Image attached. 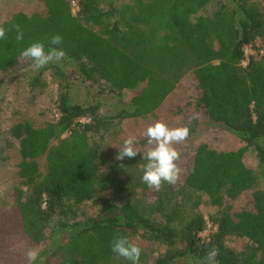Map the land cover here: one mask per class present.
<instances>
[{"label":"trees","instance_id":"trees-1","mask_svg":"<svg viewBox=\"0 0 264 264\" xmlns=\"http://www.w3.org/2000/svg\"><path fill=\"white\" fill-rule=\"evenodd\" d=\"M36 1L42 12H16L0 23L24 31L20 43L14 31L0 40V75L33 73L21 50L33 41H44L47 50L48 38L61 35L65 57L28 78L32 90L56 83L59 116L9 130L20 183L12 204L0 205V264H24L25 248L43 245L54 226L35 264H130L110 249L116 233L140 248H160L155 255L141 250L140 264H204L213 245L219 264H264V0H78L75 14L72 0ZM244 48L252 54L242 66ZM187 75L190 92L176 98ZM77 84L85 92L79 103L72 100ZM126 92L132 97L123 103ZM105 97L121 103L115 113L103 112ZM161 107L169 111L164 123L190 131L175 145L179 180L155 190L142 182L141 154L118 161L107 144L124 121ZM200 115L242 147L192 144L203 131ZM249 150L254 169L245 160ZM202 196L219 210L208 241L199 237L206 225L197 211ZM86 202L99 204L97 215L70 222L72 208ZM61 232L69 233L65 241L56 240Z\"/></svg>","mask_w":264,"mask_h":264},{"label":"rangeland","instance_id":"rangeland-1","mask_svg":"<svg viewBox=\"0 0 264 264\" xmlns=\"http://www.w3.org/2000/svg\"><path fill=\"white\" fill-rule=\"evenodd\" d=\"M77 0H72L76 3ZM224 1V0H222ZM215 4L207 7L200 14L206 15L210 13L212 7ZM42 5L36 0H0V23L9 18L12 14L16 12H21L26 15H31L33 13L42 12ZM72 13H76L74 7H72ZM252 52L248 48H244L245 60L251 55ZM264 55V52H261ZM243 60V61H245ZM37 70L33 73L20 72L18 75H0V205L9 207L12 204L11 193L14 187L18 186L20 180L16 176V165L19 161V157L16 148L12 145L9 140V130L10 128L19 123L29 121L35 127H41L44 124L57 119L58 112L55 108V97H56V83L54 81H49V87L41 90H32L28 78L31 75H35ZM191 75H187L185 79L180 84L178 88L176 98L181 96V93H189L192 80ZM73 92L72 100L76 103L82 102L85 97V92L77 84ZM132 97L131 92H126L123 94V103H127ZM102 110L104 113L113 114L121 106L116 99L105 97L102 98ZM120 104V106H119ZM163 107L159 109L158 112L134 120L124 121L118 128L114 137H112L107 144V152L112 158L115 157L118 147L121 145L122 141L131 133L136 135L137 143L136 147L141 151L145 150L146 138L142 135L144 129L156 120L167 119V113ZM172 113V112H170ZM189 118V116H187ZM199 118L203 120L204 127L203 131H200L196 140L192 144L206 143L211 148L219 151H230L242 147V144L234 136L225 131H219L216 128H212L208 125L207 120L203 115ZM185 152V151H184ZM246 163L253 169L256 167V157L252 150H249L245 155ZM39 171L41 174L45 172L46 163L44 158L38 160ZM259 184V187H262ZM248 196L239 200L236 204L237 207H242L246 204ZM100 206L98 203L86 202L80 206H74L72 208V213L68 214V219L70 222L77 221L83 222L97 215ZM198 213L205 220V231L207 233L211 232L212 217L216 216L219 212L218 208L212 206L205 196H202L201 203L197 209ZM210 226V228H209ZM53 229L48 231V237L45 243L41 246L35 247L39 249V254L46 251L53 238ZM53 230V231H52ZM203 230V231H204ZM211 234V233H210ZM57 241H65L66 237L69 235L68 232H61L59 234ZM228 246L238 249L241 245L238 241L228 240ZM141 250L145 251L147 255H155L160 251V248L155 247L150 244H142ZM29 247L25 248V251ZM24 251V253H25ZM24 264H29V261L25 257Z\"/></svg>","mask_w":264,"mask_h":264},{"label":"clouds","instance_id":"clouds-1","mask_svg":"<svg viewBox=\"0 0 264 264\" xmlns=\"http://www.w3.org/2000/svg\"><path fill=\"white\" fill-rule=\"evenodd\" d=\"M15 32V40L20 43L24 40V31L20 24H12L9 28L0 25V40L7 38V33ZM50 47L45 49L44 41H33L24 47L20 55L27 61H30V67L34 70L45 68L50 63H59L66 55L63 48V37L59 34L48 38ZM188 126L169 127L162 120H156L150 123L142 132L146 138V148L140 151L136 147L137 137L129 134L118 147L115 160L123 161L125 158H135L141 154L145 163L141 167L142 182L149 189L160 190L164 183L175 184L179 178L181 169L177 165L180 160V152L175 145L185 141L189 136ZM121 168L125 166L120 165ZM111 251L117 256L130 262V264H140L141 249L132 242L127 236L119 233L114 234L110 242ZM29 264H35L39 257V249L29 247L24 253ZM219 249L213 245L205 253L204 264H219L217 256Z\"/></svg>","mask_w":264,"mask_h":264},{"label":"built area","instance_id":"built-area-1","mask_svg":"<svg viewBox=\"0 0 264 264\" xmlns=\"http://www.w3.org/2000/svg\"><path fill=\"white\" fill-rule=\"evenodd\" d=\"M77 1H78V0H77ZM77 1H76V3H73V2L71 1V7H74L75 10H76V12L78 11ZM73 14H75V13H73ZM247 62H248V60H247V58H246L245 61H242L241 65H242V66H245V65L247 64ZM57 118H58V117H57ZM80 122H81V123H88L89 120H88V119H81ZM209 228H210V226H209ZM204 229H205V228H204ZM204 229H203V230H204ZM203 230L199 233V237L202 238V239H204V240H206V241H208V238H209L210 233H213V232L216 231V226L213 225V227H211V232H210V233H207L205 230H204V231H203Z\"/></svg>","mask_w":264,"mask_h":264}]
</instances>
